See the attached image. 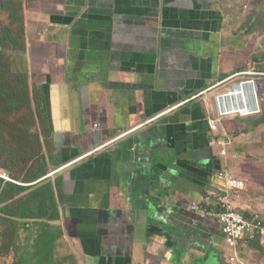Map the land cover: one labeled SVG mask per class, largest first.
<instances>
[{"label": "crops", "instance_id": "crops-1", "mask_svg": "<svg viewBox=\"0 0 264 264\" xmlns=\"http://www.w3.org/2000/svg\"><path fill=\"white\" fill-rule=\"evenodd\" d=\"M236 3L33 0L24 9L40 181L52 185L51 224L62 234L55 262L230 264L220 225L190 207L212 203L220 170L243 176L226 120L218 131L208 122L223 89L201 94L240 73L227 27ZM251 184L235 203L263 215Z\"/></svg>", "mask_w": 264, "mask_h": 264}, {"label": "trees", "instance_id": "trees-1", "mask_svg": "<svg viewBox=\"0 0 264 264\" xmlns=\"http://www.w3.org/2000/svg\"><path fill=\"white\" fill-rule=\"evenodd\" d=\"M0 13L8 14L10 22L7 25L0 23V132L2 135L6 128V135L12 136L13 144L6 147L4 138H0V159L5 154L11 158L14 164L11 177L21 184L4 185L0 180V253L12 251L15 264H56L54 250L62 234L51 224L58 218L52 185L40 181L47 171L40 165L34 119L38 110L36 90L30 91L26 73L10 70V57L6 54L25 50L24 13L16 0H0ZM243 69H247L246 66ZM261 124H264V118L256 120L254 127ZM0 166L6 168L3 164ZM24 234L27 235L23 237ZM253 246L264 251L261 242Z\"/></svg>", "mask_w": 264, "mask_h": 264}, {"label": "rangeland", "instance_id": "rangeland-1", "mask_svg": "<svg viewBox=\"0 0 264 264\" xmlns=\"http://www.w3.org/2000/svg\"><path fill=\"white\" fill-rule=\"evenodd\" d=\"M16 1L21 4L23 14L24 9L28 8V5L33 0ZM229 10L231 11V16L227 27L229 28V37L231 38L228 40L233 41L236 47V56L239 59L238 65H240L238 71L250 72V76H241L221 88H227L234 82L240 80L255 79L259 85L260 112L248 117H241L238 115L229 117L226 120L227 123L224 125L227 126L230 132V138L233 142L230 152L232 156L235 157V161H238L236 167L238 170L240 169V173L243 177H247L252 181L251 185L255 187L253 191L257 193L255 194V202L263 206L262 209H258L264 212V124L254 127V122L256 120L264 118V60H261L264 55V0H237L236 6L230 7ZM0 23L2 25L10 23L8 14L0 13ZM25 51L26 47L24 52L8 51L6 53L7 56L10 57H7L9 59L10 70L14 73L27 74L23 59ZM244 65L247 69H243V67H245ZM218 91L219 90H216V92ZM212 111L214 116L215 107ZM6 134L5 128L2 135L0 132V138L3 137L6 147H10L13 145L11 143L12 136ZM10 160L11 158L7 157L5 154V156L0 159V165L3 164L6 168L0 166V170L12 176L10 170L14 169V164L11 163ZM7 166H9V169H7ZM20 169H18L17 173H19ZM16 183V185H21L18 182ZM262 216L264 217V214ZM26 235L27 234H24L23 237ZM61 258L63 257L58 256V258H56V264H73L70 258L64 257L66 259L62 262ZM244 261L246 264H264L263 249H253L244 257ZM0 264H15V254L12 251L1 252Z\"/></svg>", "mask_w": 264, "mask_h": 264}, {"label": "built area", "instance_id": "built-area-1", "mask_svg": "<svg viewBox=\"0 0 264 264\" xmlns=\"http://www.w3.org/2000/svg\"><path fill=\"white\" fill-rule=\"evenodd\" d=\"M249 73L234 74L201 94L223 87L241 76H250ZM234 88L237 90L232 92ZM213 102L216 118H209L208 122L211 130L218 131L220 122L229 117L237 115L248 117L260 112L259 85L255 79L234 82L229 87L215 93ZM249 111L250 113H248ZM217 142L223 147V156H227L226 148L230 143L221 139ZM99 149L101 148H97V150ZM212 178L217 183L216 190L210 193L212 203L197 202L190 209L201 218L214 221L220 225L225 247L229 251L228 262L230 264H246L244 257L255 249L253 244L261 242L264 245V217L257 211L244 212L234 199V195L247 189L250 179L238 176L227 169L220 170ZM0 180L3 181L4 185L8 183L17 184L3 170H0Z\"/></svg>", "mask_w": 264, "mask_h": 264}, {"label": "bare ground", "instance_id": "bare-ground-1", "mask_svg": "<svg viewBox=\"0 0 264 264\" xmlns=\"http://www.w3.org/2000/svg\"><path fill=\"white\" fill-rule=\"evenodd\" d=\"M236 90H237V88H234V89L232 90V92H235ZM248 113H250V111H249Z\"/></svg>", "mask_w": 264, "mask_h": 264}, {"label": "water", "instance_id": "water-1", "mask_svg": "<svg viewBox=\"0 0 264 264\" xmlns=\"http://www.w3.org/2000/svg\"><path fill=\"white\" fill-rule=\"evenodd\" d=\"M150 204L148 203L147 206H149ZM150 207V206H149ZM160 210V209H159Z\"/></svg>", "mask_w": 264, "mask_h": 264}]
</instances>
